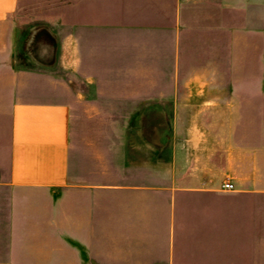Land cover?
<instances>
[{
	"label": "crops",
	"instance_id": "1",
	"mask_svg": "<svg viewBox=\"0 0 264 264\" xmlns=\"http://www.w3.org/2000/svg\"><path fill=\"white\" fill-rule=\"evenodd\" d=\"M230 3L264 33V0H76L60 67L91 89V116L129 119L74 150L69 83L15 66L19 0H0V187L19 193L0 188V264H264L260 151L222 152L240 186L226 190L206 127L182 141L177 124L203 114L201 86L227 84L195 38L227 34Z\"/></svg>",
	"mask_w": 264,
	"mask_h": 264
},
{
	"label": "rangeland",
	"instance_id": "2",
	"mask_svg": "<svg viewBox=\"0 0 264 264\" xmlns=\"http://www.w3.org/2000/svg\"><path fill=\"white\" fill-rule=\"evenodd\" d=\"M76 0H19L12 14L15 38V66L37 72H47L69 83L66 99L73 104L72 147L77 149L82 136L92 127L123 125L129 118L91 116L92 102L84 101L85 91L91 95L82 78L67 73L59 64L60 39L69 28L60 22L63 13H75ZM231 2V1H230ZM228 33L197 37L198 65L209 67L213 81L227 84L201 86L197 94L201 100L182 102V108L203 109L201 116L184 115L177 118L181 127V140L189 136L191 125L206 127L202 134L213 152L215 167L227 170L224 180L238 185L235 160H222L226 149L236 151L239 146L250 147L253 143L261 154L264 171V33L253 28V21L245 18V35H238L242 22L238 19L237 7L230 3ZM250 22L247 24V21ZM211 51V53H210ZM201 90L200 86H198ZM80 98L83 101H76ZM78 102V103H77ZM79 104V106H78ZM195 104V105H196ZM99 105V102H98ZM150 118H144V120ZM164 124H171L165 117ZM200 135V134H199ZM247 150V149H246ZM80 160H73L76 164ZM233 162V163H232ZM249 166L246 165V168ZM249 171V169H247ZM188 160H182V172L188 173ZM223 184V183H222ZM222 187V186H221ZM264 187V181H262ZM7 195L18 194L11 187H0ZM22 199V198H21ZM21 209L25 203L20 202Z\"/></svg>",
	"mask_w": 264,
	"mask_h": 264
},
{
	"label": "built area",
	"instance_id": "3",
	"mask_svg": "<svg viewBox=\"0 0 264 264\" xmlns=\"http://www.w3.org/2000/svg\"><path fill=\"white\" fill-rule=\"evenodd\" d=\"M222 188H224L226 190H231V189L235 188V185L232 181L227 180V181L223 182Z\"/></svg>",
	"mask_w": 264,
	"mask_h": 264
}]
</instances>
